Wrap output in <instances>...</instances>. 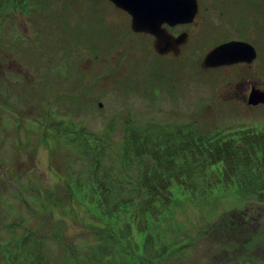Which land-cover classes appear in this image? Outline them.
I'll use <instances>...</instances> for the list:
<instances>
[{"label":"rangeland","instance_id":"1","mask_svg":"<svg viewBox=\"0 0 264 264\" xmlns=\"http://www.w3.org/2000/svg\"><path fill=\"white\" fill-rule=\"evenodd\" d=\"M199 3L196 23L170 29L189 37L174 58L159 56L154 37L133 32L131 16L109 0H0V264H75L70 249L80 260L98 240L88 228L91 206L63 190L66 173L86 168L75 125L101 140L116 174L130 168L122 150L137 131L181 141L190 132H232L243 142L237 129H264V105L229 96L241 76L264 91V0ZM230 39L253 44L255 62L203 69L204 55ZM259 197L180 200L179 264H264ZM145 239L135 233L130 249Z\"/></svg>","mask_w":264,"mask_h":264},{"label":"trees","instance_id":"2","mask_svg":"<svg viewBox=\"0 0 264 264\" xmlns=\"http://www.w3.org/2000/svg\"><path fill=\"white\" fill-rule=\"evenodd\" d=\"M77 127L73 132L79 140L83 137L86 168L66 173L63 190L71 201L91 206L93 221L88 228L98 240L86 244L80 260L70 249L75 264H179L178 254L186 248L173 241L180 200L200 204L224 194L244 200L254 193L259 200L264 196V129H237L243 142L232 140V132L221 136L217 131L211 137L190 132L181 141L183 137L137 131L122 150L130 168L116 174L106 167L101 140ZM135 233H145L146 239L143 246L130 249Z\"/></svg>","mask_w":264,"mask_h":264},{"label":"water","instance_id":"3","mask_svg":"<svg viewBox=\"0 0 264 264\" xmlns=\"http://www.w3.org/2000/svg\"><path fill=\"white\" fill-rule=\"evenodd\" d=\"M117 8L131 16V30L135 33L150 34L154 37L155 51L164 56L179 55L181 46L188 41V33H171L164 25L193 23L199 14L198 0H109ZM257 57L256 48L247 41H228L209 50L202 62L204 69L237 63L251 64ZM248 103L256 106L264 103V91L253 90Z\"/></svg>","mask_w":264,"mask_h":264},{"label":"flooded vegetation","instance_id":"4","mask_svg":"<svg viewBox=\"0 0 264 264\" xmlns=\"http://www.w3.org/2000/svg\"><path fill=\"white\" fill-rule=\"evenodd\" d=\"M198 2H199V0H198ZM199 12H200V3H199ZM198 19H199V14H198V18H197V20H196L195 22H193V23H188V24H179V25H176V26L194 24V23H196V22L198 21ZM164 26H165L169 31H170V29H175V27H176V26H170L169 24H165ZM170 32H171V31H170ZM181 32H183V31H181ZM181 32H180V33H181ZM171 33H172V32H171ZM173 34H174V33H173ZM178 34H179V33H178ZM178 34H174V35H178ZM231 40H234V39H230V40H228V41H231ZM239 40H241V39H239ZM242 40H243V39H242ZM187 43H188V42H187ZM187 43L181 47V52H180L181 55H180V56H183V51H184V49H185ZM168 55H171V56H173L174 58H177V56L173 55L172 53H170V54H168ZM168 55H166V56H168ZM178 56H179V55H178ZM162 57H165V56H162ZM256 59H257V58H256ZM256 59H255V60H256ZM255 60H254L253 62H255ZM253 62H252L251 64H253ZM251 64H248V63H244V62H243V63L233 64V65H231V67H234V68H236V67H242V68H245V67H250ZM228 67H229V66H225V67L214 68V69H210V70H214V71L219 72V71H222V70H224V69H227ZM241 79H243L244 82L241 83V81H240V79H239V82H240V83L237 84V87H236V88H232V90H230V92H229V96L233 99V100H232V103L234 104V101H236L237 103H240V104L245 105V107H252V108H256V107H259V106L264 105V104H258V105H256V106L249 105L248 100H249V97H250L251 93L253 92V90H255V89H259L260 87H256V86H255V83H253L251 79H247V78H246V80H245L243 76H241ZM260 89H261V88H260ZM227 101H228V99H227V100L224 99L223 101H221V103L219 104V106H220V105H225V103H226Z\"/></svg>","mask_w":264,"mask_h":264},{"label":"bare ground","instance_id":"5","mask_svg":"<svg viewBox=\"0 0 264 264\" xmlns=\"http://www.w3.org/2000/svg\"><path fill=\"white\" fill-rule=\"evenodd\" d=\"M199 3V2H198Z\"/></svg>","mask_w":264,"mask_h":264}]
</instances>
